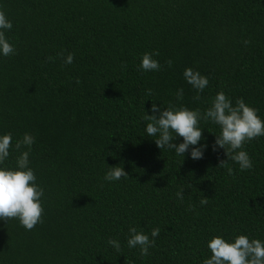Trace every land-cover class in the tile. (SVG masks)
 Wrapping results in <instances>:
<instances>
[{
    "label": "trees",
    "instance_id": "obj_1",
    "mask_svg": "<svg viewBox=\"0 0 264 264\" xmlns=\"http://www.w3.org/2000/svg\"><path fill=\"white\" fill-rule=\"evenodd\" d=\"M0 10L16 50L0 54V136L13 138L4 166L16 167L15 143L31 134L29 167L44 190L33 230L0 220V264H202L215 236L264 241V136L243 146L253 167L241 171L218 167L227 156L212 150L220 128L210 121L193 160L191 148L160 150L143 120L153 103L203 112L223 91L264 121V0H0ZM152 52L161 69L145 72ZM186 68L209 80L198 101ZM118 165L129 178L105 181ZM132 227L150 239L161 229L148 256L128 247Z\"/></svg>",
    "mask_w": 264,
    "mask_h": 264
},
{
    "label": "clouds",
    "instance_id": "obj_2",
    "mask_svg": "<svg viewBox=\"0 0 264 264\" xmlns=\"http://www.w3.org/2000/svg\"><path fill=\"white\" fill-rule=\"evenodd\" d=\"M13 28L12 22L6 17L3 10H0V54L4 57L15 54V48L10 44L5 36V32ZM245 44L250 41H245ZM159 52L145 53L142 56L140 69L149 71H159L161 65L153 56H158ZM63 57V53L60 54ZM73 54H68L64 58L65 64L73 63ZM52 61V57H48ZM169 67L172 61L166 62ZM184 79L197 95L194 101L201 99L202 93L208 86L209 80L201 75L199 71L186 68L183 73ZM79 83V80L76 81ZM152 90H146V95L151 96ZM184 91L178 89L177 100H183ZM151 115L144 114L146 121V134L148 137H157L154 142L162 150L174 151L178 156H185L190 151L193 160H200L204 156L207 148L206 144L201 145L203 129L200 128V121L211 122L220 128V134L215 136V143L212 150L223 149L227 160H221L218 167H226L229 160L238 164L241 171L250 170L253 167L252 160L243 149L245 143L258 137L264 136V121L257 115V109L247 105L243 98H238L233 104L232 100L220 91L213 98L211 105L203 112L200 109L190 110L187 107H176L171 103L165 110L152 104ZM182 138V143H174L177 138ZM12 134L0 136V220L6 223L9 220L17 219L20 225L27 231H31L39 223H42L44 208L41 198L44 190L37 183L34 171L29 167V155L31 146L35 143V138L31 134H25L22 140L15 143V150L20 153L16 159V167L9 168L5 161L9 158L12 147ZM27 148V151H22ZM228 174H233V169L228 168ZM129 178V174L124 171L123 166L109 167L105 174V181H119ZM188 188H192L189 184ZM184 188H181L176 196L179 200L184 198ZM208 198L202 197L199 200L201 206L208 203ZM194 210L193 208L189 209ZM161 229L154 228L149 235L142 231H137L135 227L129 229L130 236L127 240L129 248L139 247L140 255L148 256L149 248L155 245V239L159 236ZM117 252L121 250L118 240L109 239L107 241ZM210 250V258L204 259L202 264H264V241L260 239H250L247 235L235 236L233 241H228L222 236H215L207 244Z\"/></svg>",
    "mask_w": 264,
    "mask_h": 264
}]
</instances>
